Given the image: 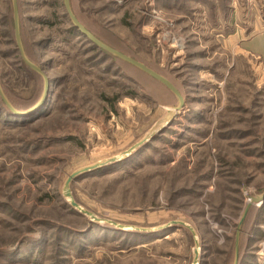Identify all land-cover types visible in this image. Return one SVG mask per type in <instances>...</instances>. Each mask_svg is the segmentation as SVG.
<instances>
[{"label":"rangeland","instance_id":"obj_1","mask_svg":"<svg viewBox=\"0 0 264 264\" xmlns=\"http://www.w3.org/2000/svg\"><path fill=\"white\" fill-rule=\"evenodd\" d=\"M17 1L23 52L53 84L31 122L0 100V264H194L195 252L196 264H233L244 210L264 189V73L254 82L222 43L227 0H70L90 33L173 84L184 100L177 113L161 83L69 34L63 0ZM239 1L246 20L261 11ZM12 15V1L0 0V87L25 112L43 85L13 55ZM144 140L70 183L71 199L99 222L71 208L68 176ZM262 223L251 205L238 264L256 263Z\"/></svg>","mask_w":264,"mask_h":264},{"label":"water","instance_id":"obj_2","mask_svg":"<svg viewBox=\"0 0 264 264\" xmlns=\"http://www.w3.org/2000/svg\"><path fill=\"white\" fill-rule=\"evenodd\" d=\"M11 1H12V12H13L14 36H15V42L17 45L19 55H20L23 63L29 69H31L32 71H34L35 73H37L38 75H40L42 77L44 87H43V93H42V96H41L39 102H37L33 107H31L29 110H27L25 112H18L9 104L4 93L2 92L1 87H0V99L4 103L5 107L12 114H14L18 117H26V116H30V115L35 114L37 112V110L41 107V105H44V103L46 102L47 97H48L49 81H48V78L45 76L44 72L38 66H36L34 63L29 61L23 52V48H22V44H21V40H20V33H19L18 4H17V0H11ZM63 4H64V8L66 11V15L69 18L71 25L78 31L79 34H81L83 37H85L90 43L95 45L100 50H102V51L110 54L111 56L118 58L119 60H122L123 62L139 69L140 71L144 72L148 76L152 77L154 80L161 83L164 87H166V89H168L177 98L178 106L176 108V113L182 109V107L184 105V100H183L181 94L178 92V90L167 79L158 75L156 72L152 71L151 69L146 67L144 64H142V63H140V62H138V61H136V60H134V59L110 48V47H108V46H106L102 42H100L91 33H89L75 18V16L73 15V13L70 9L69 0H63ZM170 116H171L170 118L173 119L175 115L171 114ZM171 119L165 125L169 124ZM164 127L165 126L161 127L156 133L163 132V130L165 129ZM152 137H153L152 135L149 136L150 139ZM145 143H146V140L137 143L132 148H130L128 151H126L121 158H112V159L106 160L104 162L97 163V164H94V165L89 166V167H85L79 171L72 173L70 176H68V178L66 179V181L64 183V196L70 200L69 202H70L71 208H73L74 210H79V212L81 214L90 217V219L92 221L99 222L100 221L99 219L95 218L90 212H88L86 210H82L79 207V205L71 199L70 192H69L70 183L76 179H79V178L87 175L88 173L94 172V171L99 170V169L104 168V167H108L110 165H113L115 163L123 161L126 158H129L136 150H138L141 146L145 145ZM249 200H250V202L248 203V205L246 206V208L244 210L243 217L240 221L239 227H238L237 232H236L235 259H234L233 264H238V254H239L238 242H239V235H240V226L243 223L244 218H245L250 206L251 205H257L258 203L264 201V191L260 194V196L251 197ZM109 223L118 229H122V227L117 225L116 223H112V222H109ZM172 226L173 227H175V226L187 227L191 231V233L193 234L192 229L189 226H187L186 224H184L183 222H172L167 227H172ZM197 261H198V253L195 252L194 264H196Z\"/></svg>","mask_w":264,"mask_h":264},{"label":"crops","instance_id":"obj_3","mask_svg":"<svg viewBox=\"0 0 264 264\" xmlns=\"http://www.w3.org/2000/svg\"><path fill=\"white\" fill-rule=\"evenodd\" d=\"M230 1V2H229ZM254 5H261L260 12L253 10L251 20L244 18L242 6L240 1L227 0V7L232 11L231 23L226 21V29L229 30L225 34L222 43L229 45L236 49L237 55L243 56L245 61V68L252 70L257 74L254 82L259 83L262 81V74L264 73V0H246ZM249 3V5H250ZM231 4V6L229 5ZM248 16V14H247ZM264 191V189H263ZM259 196V195H258ZM255 196V197H258ZM261 235V231L259 229ZM251 256H248L242 264H255L252 262ZM239 263V261H238Z\"/></svg>","mask_w":264,"mask_h":264},{"label":"trees","instance_id":"obj_4","mask_svg":"<svg viewBox=\"0 0 264 264\" xmlns=\"http://www.w3.org/2000/svg\"><path fill=\"white\" fill-rule=\"evenodd\" d=\"M17 4H18V1H17ZM69 4H70V0H69ZM74 15V14H73ZM13 16V15H12ZM76 18V17H75ZM79 22V21H78ZM85 28V27H84ZM13 29H14V24H13ZM86 29V28H85ZM87 30V29H86ZM68 33L69 34H75V35H77V36H81V37H83L81 34H79L78 33V31L71 25L70 26V28H68ZM88 31V30H87ZM89 32V31H88ZM19 33H20V28H19ZM90 33V32H89ZM92 34V33H91ZM93 35V34H92ZM94 36V35H93ZM96 39H98L96 36H94ZM83 38H85V37H83ZM86 39V38H85ZM20 40H21V37H20ZM87 40V39H86ZM99 40V39H98ZM100 42H102L103 43V41L102 40H99ZM14 42H15V36H14ZM87 42L89 43V44H91L94 48H96V49H98L101 53H104V54H106V55H110V54H108V53H106V52H104V51H102V50H100L99 48H97L95 45H93L92 43H90L88 40H87ZM103 44H105L106 46H107V44L106 43H103ZM15 45H16V42H15ZM111 46V45H110ZM109 46V47H110ZM111 48H114L115 50H116V48L115 47H113V46H111ZM117 51V50H116ZM118 52H120V51H118ZM121 53V52H120ZM123 54V53H122ZM13 55L18 59V57H19V59L17 60V62L21 65V67L24 69V71L26 72V74H28V76H30V75H32V77L33 78H37V80H38V78L42 81V85H43V87H44V83H43V79H42V77L40 76V75H38L37 73H35L34 71H32L31 69H29L24 63H23V61H22V59H21V57H20V55H19V52H18V49H17V45H16V48H15V50H14V52H13ZM125 55V54H124ZM111 56V55H110ZM127 56V55H126ZM113 57V56H112ZM115 58V57H114ZM132 58V57H131ZM115 59H118V58H115ZM119 60V59H118ZM136 60V59H135ZM119 61H122V60H119ZM123 62V61H122ZM139 62V61H138ZM123 63H125V62H123ZM131 66V65H130ZM131 67H133V66H131ZM147 67V66H146ZM42 71H43V68L42 67H39ZM135 68V67H134ZM137 69V68H136ZM142 72V71H141ZM142 73H144V72H142ZM147 75V74H146ZM150 77V76H149ZM48 78V77H47ZM152 78V77H151ZM153 79V78H152ZM48 81H49V90H48V97H47V100H46V102L44 103V105H41V107L37 110V112L35 113V114H33V115H30V116H26V117H18V116H16V115H14V114H12L8 109V116L9 117H13V118H15L17 121H19V122H22L24 119L25 120H27L28 122H31V121H33L34 119H36L39 115H41V113H43L44 111H45V109L48 107V105H49V100H50V90H51V87H52V84H53V80H51V79H49L48 78ZM158 82V81H157ZM173 85V84H172ZM166 88V87H165ZM1 100V99H0ZM1 103L4 105V103L2 102V100H1ZM11 103V102H10ZM11 105L13 106V102L11 103ZM32 105V104H31ZM5 106V105H4ZM14 108H15V110H17V109H19V108H16L15 106H13ZM141 149V148H140ZM139 149V150H140ZM95 172V171H94ZM241 232V231H240ZM240 236V235H239ZM240 242V241H239ZM239 245V244H238ZM238 251H239V254H238V261H239V257H240V245L238 246Z\"/></svg>","mask_w":264,"mask_h":264},{"label":"built area","instance_id":"obj_5","mask_svg":"<svg viewBox=\"0 0 264 264\" xmlns=\"http://www.w3.org/2000/svg\"><path fill=\"white\" fill-rule=\"evenodd\" d=\"M250 201V200H249ZM257 206L261 207L263 210V223L261 224V238L258 244L257 250V260L255 264H264V201L257 204Z\"/></svg>","mask_w":264,"mask_h":264},{"label":"bare ground","instance_id":"obj_6","mask_svg":"<svg viewBox=\"0 0 264 264\" xmlns=\"http://www.w3.org/2000/svg\"><path fill=\"white\" fill-rule=\"evenodd\" d=\"M172 112V111H171ZM249 203V202H248Z\"/></svg>","mask_w":264,"mask_h":264}]
</instances>
